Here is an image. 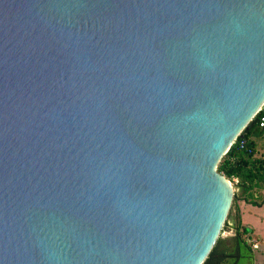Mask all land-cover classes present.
<instances>
[{
  "label": "water",
  "instance_id": "water-1",
  "mask_svg": "<svg viewBox=\"0 0 264 264\" xmlns=\"http://www.w3.org/2000/svg\"><path fill=\"white\" fill-rule=\"evenodd\" d=\"M263 104L264 0H0V264H202Z\"/></svg>",
  "mask_w": 264,
  "mask_h": 264
},
{
  "label": "trees",
  "instance_id": "trees-1",
  "mask_svg": "<svg viewBox=\"0 0 264 264\" xmlns=\"http://www.w3.org/2000/svg\"><path fill=\"white\" fill-rule=\"evenodd\" d=\"M258 119L259 114H256L248 122L247 126L237 136V140L230 145L217 165V170L230 180H232V177L238 178L234 182L238 190L233 194L230 207L235 204L234 201L238 198V195H245L246 201L253 202L254 192L257 191V187L260 188L264 184V155L251 156L255 154V141L252 137L264 136V124L259 126ZM240 138H244L253 146V154H239L242 152L236 150V145ZM229 215L228 212V217ZM227 219L221 231L225 227ZM236 219L235 217L234 234L225 237L219 236L202 264H223L229 258L236 261L242 255L241 247H244L249 255L252 254L253 247L244 240V236H251V228L248 224H241Z\"/></svg>",
  "mask_w": 264,
  "mask_h": 264
},
{
  "label": "crops",
  "instance_id": "crops-1",
  "mask_svg": "<svg viewBox=\"0 0 264 264\" xmlns=\"http://www.w3.org/2000/svg\"><path fill=\"white\" fill-rule=\"evenodd\" d=\"M252 139L255 141V154L254 155L255 156L262 155L263 154L262 150H259V151H256V150L259 149L258 145L262 142V140H264V136H260V137L254 136V137H252ZM246 200L247 199H245V195H238V204L237 205L235 204L233 207L234 213L231 214V219H229V220L227 219L226 225L223 228V230L227 231L226 236H230V235L234 234L235 223H236L235 217L238 219V221L241 222V224H248L247 222H243L241 219L242 212L246 208L247 205L262 206L264 204V184L260 188L257 187V191L254 192V198H253L254 201L253 202L246 201ZM248 226H249V224H248ZM250 228H251V236L253 238L252 240L255 241L257 244V246L254 247L252 250V251H254L255 249L259 248V242L257 241L258 238L255 235L254 228H252V227H250ZM241 253H242V255L238 260L233 261L231 258H229V259H226L223 262V264H251V258L253 256L254 252H252V254L249 255L247 253V250L244 247H241Z\"/></svg>",
  "mask_w": 264,
  "mask_h": 264
},
{
  "label": "rangeland",
  "instance_id": "rangeland-1",
  "mask_svg": "<svg viewBox=\"0 0 264 264\" xmlns=\"http://www.w3.org/2000/svg\"><path fill=\"white\" fill-rule=\"evenodd\" d=\"M259 150H262V153L264 154V140L258 145ZM240 155H244L243 153H239ZM257 154V153H256ZM255 156V155H251ZM230 180V179H229ZM233 185V192L237 191L238 188L234 185L235 180H230ZM234 203L238 204V198L235 199ZM234 204V205H235ZM229 208V217L227 215L228 220L231 219V214L234 213L233 207ZM263 218V219H262ZM241 219L243 222H247L250 227L254 228L255 235L257 236V241L259 242V248L255 249L253 253V256L251 258V264H264V204L262 206H253V205H247L246 208L243 210ZM227 231L223 230L220 233V236L225 237ZM247 235L244 236V240H246ZM249 239H253L252 236H249ZM247 243L251 244V246L254 248L252 241H247Z\"/></svg>",
  "mask_w": 264,
  "mask_h": 264
},
{
  "label": "built area",
  "instance_id": "built-area-1",
  "mask_svg": "<svg viewBox=\"0 0 264 264\" xmlns=\"http://www.w3.org/2000/svg\"><path fill=\"white\" fill-rule=\"evenodd\" d=\"M257 114H259V119H258V124L259 126H262L264 124V104L261 106V108L258 110ZM237 140V139H235ZM234 140V142H235ZM233 142V143H234ZM236 150L238 152H242L244 154H253L254 153V149L253 146H251L247 140H245L244 138H240L237 142L236 145ZM232 180H235V182L237 181L236 177H232ZM247 241H252V244L254 247L257 246L256 242L249 239V236L246 237Z\"/></svg>",
  "mask_w": 264,
  "mask_h": 264
}]
</instances>
